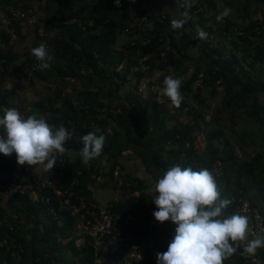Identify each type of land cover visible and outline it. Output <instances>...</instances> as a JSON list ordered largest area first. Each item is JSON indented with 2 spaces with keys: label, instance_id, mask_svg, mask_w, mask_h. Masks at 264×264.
Instances as JSON below:
<instances>
[{
  "label": "trees",
  "instance_id": "16d2710c",
  "mask_svg": "<svg viewBox=\"0 0 264 264\" xmlns=\"http://www.w3.org/2000/svg\"><path fill=\"white\" fill-rule=\"evenodd\" d=\"M32 2L44 18L17 50L28 20L12 11L28 17ZM172 2L176 18L150 9L152 0H121L119 7L114 0H0V118L15 108L71 133L43 174L18 165L15 153L0 154V264H156L175 225L149 224L155 180L175 165L208 169L221 198L232 201L228 214L247 200L264 218V0H192L190 9ZM225 8L233 14L217 19ZM185 11L191 18L173 28ZM197 28L207 39L197 38ZM42 42L54 59L38 71L31 50ZM169 75L181 80L178 108L163 95ZM21 81L43 85L38 100L21 99ZM90 132L106 139L101 156L86 165L80 151ZM124 153L140 161L153 194L124 172ZM116 171L124 199L101 209L92 188L115 189ZM105 210L113 228L100 236L93 224ZM129 214L140 218L127 221ZM134 250L142 251L139 259ZM223 264L245 263L237 251Z\"/></svg>",
  "mask_w": 264,
  "mask_h": 264
},
{
  "label": "clouds",
  "instance_id": "9594fccd",
  "mask_svg": "<svg viewBox=\"0 0 264 264\" xmlns=\"http://www.w3.org/2000/svg\"><path fill=\"white\" fill-rule=\"evenodd\" d=\"M114 3L119 7L121 0H114ZM182 7L190 9L192 0H184ZM229 13L230 9L225 8L217 19ZM182 16L191 18L187 11ZM184 22V19H174L171 23L173 28H180ZM207 35L197 28V38L205 40ZM31 52L39 61L38 71L51 67L54 58L45 43ZM180 87L181 80L172 75L163 80V95L177 108L183 101ZM0 127L3 129L0 154L15 153L18 165H43L45 170L54 168L58 161L56 156L66 151L65 142L71 137L64 126L54 128L36 114L25 118L15 108L5 110ZM105 139L104 135L97 136L93 132L82 137L80 157L84 164L101 156ZM155 192L157 195L152 200L156 207L152 213L155 221H170L175 225L167 251L156 253V264H223L237 253L235 242L248 240L249 217L226 212L232 201L221 198L217 182L208 169L194 171L191 167L172 166L155 180ZM261 247H264V237L248 240L243 254L255 256Z\"/></svg>",
  "mask_w": 264,
  "mask_h": 264
},
{
  "label": "rangeland",
  "instance_id": "374dc122",
  "mask_svg": "<svg viewBox=\"0 0 264 264\" xmlns=\"http://www.w3.org/2000/svg\"><path fill=\"white\" fill-rule=\"evenodd\" d=\"M153 4L149 6L150 9L153 10L154 7H158L160 9V11L164 13H167V15H172L170 18H176L178 17L176 15L177 13V8H175V6L173 5L172 0H152ZM155 4V6H154ZM32 7L33 9V19L35 20V22L29 21L27 23H25L22 28V33L26 34L27 36V41H25V44H21L19 46H17V50L20 47L23 46H27V44L29 43L30 38L33 36V26L35 24H38V21L40 19H43V14L42 12L39 10L37 3L32 2ZM221 6H219L220 8ZM220 10V9H219ZM222 11V10H221ZM13 13L15 12L14 10L12 11ZM233 14V11H230L229 15ZM227 15V16H229ZM174 20V19H173ZM25 28H28V31L25 30ZM45 30V26L42 25V27H40L38 29V34L41 35L44 33ZM125 40V37H120L119 41H117V46H120ZM17 76H13L12 80L16 81ZM145 86V82L141 83L140 89H143ZM43 85L40 83L34 84V85H30V83L28 81H21L20 82V90H18V92L20 93V97L21 99L24 100V102H31L33 100H38V96L39 93L43 92ZM156 87H154L152 90H155ZM149 91V90H146ZM206 91H202V95L204 98L208 99ZM145 96H148V93H145ZM209 100V99H208ZM199 143V142H198ZM197 143V147H200V145H198ZM249 150V151H248ZM252 150V149H251ZM250 148H246V152L248 151V153L251 152ZM67 154H69L72 159H74L77 154H74L72 152H68ZM241 157H243L242 155H240ZM120 164L123 165L125 171L129 174H131L134 177H139L141 178L145 184L149 187L146 191L150 194L154 193V189L150 188V184H151V178L150 176L144 171L143 166L141 165L140 161L138 159L135 158V156H129L128 153H124L123 157L120 159ZM43 165H39L36 166L34 168L35 172L39 173V174H43L44 171H41ZM121 174H124L123 171H120ZM120 174V173H119ZM117 173V171L115 172V189L111 188V187H107V185L104 188H98V186H94L92 188V196L93 199L96 201V203L99 205V207L101 209H104V207L108 204H110V202L119 200V199H124V193L123 190L121 188V185L123 183L122 178L120 177ZM101 183V182H100ZM169 223L173 224L172 222L169 221ZM82 228L81 226L79 227V229ZM83 229L79 230L78 232H81ZM79 234V233H78ZM141 250H134L132 252V257H134L135 259H139L140 255H141ZM156 260V259H155Z\"/></svg>",
  "mask_w": 264,
  "mask_h": 264
},
{
  "label": "built area",
  "instance_id": "2783aa9c",
  "mask_svg": "<svg viewBox=\"0 0 264 264\" xmlns=\"http://www.w3.org/2000/svg\"><path fill=\"white\" fill-rule=\"evenodd\" d=\"M29 14L30 15L27 17V16H25L24 13H21L20 11H15L13 15L20 17V18H25V20H28L27 22L32 21V20H33V22H35V20L33 19V14L31 13V11H29ZM184 20H185L184 24H186L187 21L189 20V18H184ZM26 169H28V166H26ZM44 182L47 183V185H51V183H52V182L48 181L47 179ZM55 182H58V180L53 181V183H55ZM19 188L21 190L23 189L22 187H19ZM57 194L58 195L67 194L69 197H71V195H72V193L68 192V191L65 192V194L58 191ZM82 205H84L83 202H81V206ZM85 212H88V208H85ZM234 214L248 216L251 220L252 229L258 235H264V218H263L262 214L260 213V211L258 210V208L252 207L251 204L247 200H242L239 202V204L237 205V207L234 211ZM84 216H85L84 214H81L82 218H84ZM136 217L140 218V215L129 214V215H127L126 218H127V221H132ZM88 224H89V222H88ZM149 224L152 226H156V225H158V222L155 221L153 216H151V219H149ZM112 228H113L112 218L107 211L103 212V214L99 218L95 219L94 224H93L94 233L99 234L100 236H103L105 234H109L111 232ZM235 243L238 244L237 251L239 252L240 257L242 258V260L244 261L245 264H264V259L261 256H259L258 254H255V256H248L246 254H243V249L246 245L245 241L235 242Z\"/></svg>",
  "mask_w": 264,
  "mask_h": 264
},
{
  "label": "crops",
  "instance_id": "0c3cea01",
  "mask_svg": "<svg viewBox=\"0 0 264 264\" xmlns=\"http://www.w3.org/2000/svg\"><path fill=\"white\" fill-rule=\"evenodd\" d=\"M247 237H248V240H251V239H254L256 237H264V235H258L253 229H252V226H251V220L249 218V227H248V231H247ZM248 240H245L246 244L248 242ZM256 254H261L263 257H264V247H261L257 250Z\"/></svg>",
  "mask_w": 264,
  "mask_h": 264
}]
</instances>
